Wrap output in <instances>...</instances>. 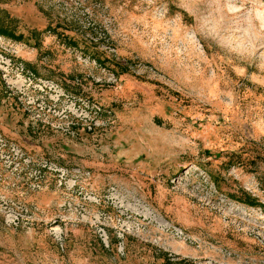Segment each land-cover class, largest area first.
I'll return each instance as SVG.
<instances>
[{"label":"rangeland","instance_id":"374dc122","mask_svg":"<svg viewBox=\"0 0 264 264\" xmlns=\"http://www.w3.org/2000/svg\"><path fill=\"white\" fill-rule=\"evenodd\" d=\"M0 12V264H264V0Z\"/></svg>","mask_w":264,"mask_h":264},{"label":"trees","instance_id":"16d2710c","mask_svg":"<svg viewBox=\"0 0 264 264\" xmlns=\"http://www.w3.org/2000/svg\"><path fill=\"white\" fill-rule=\"evenodd\" d=\"M6 15H1L0 12V35L7 37L14 41H21L23 38L22 34H16L13 29L9 28L7 25L4 24V18Z\"/></svg>","mask_w":264,"mask_h":264}]
</instances>
